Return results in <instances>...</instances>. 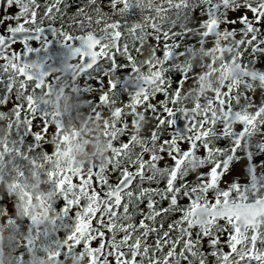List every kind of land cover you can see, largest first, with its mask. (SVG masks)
Returning <instances> with one entry per match:
<instances>
[{"label": "snow or ice", "instance_id": "6c2138e0", "mask_svg": "<svg viewBox=\"0 0 264 264\" xmlns=\"http://www.w3.org/2000/svg\"><path fill=\"white\" fill-rule=\"evenodd\" d=\"M165 2V8L156 9L163 15L125 21L139 0H110L108 11L97 0H44L43 4L4 0V9L14 6L17 11L0 15V25L15 22L0 27V107L13 105L16 122L42 147L49 134L65 139L56 115L45 116L37 110L38 102L45 103L37 99V93L46 96L48 84L42 78L33 80L26 71L29 66L21 61L42 28H51L65 41H81L83 47L72 50L80 60L88 58L81 70L90 69L98 60L115 66L117 57L123 58L143 85L126 101L115 103L109 112L111 120L104 121L109 140L106 164L89 165L87 172L68 167L48 172L61 198L60 214L72 217L64 241L86 252L88 264H264V238L240 220V205L233 202V195L247 184L229 180L222 186L228 158L223 157L221 166V149L209 139L214 125L229 128L232 105L248 87L246 81L258 77L264 83V0H195L207 9V15L193 26L199 43L211 47L225 35L234 38L236 76L224 81L204 106L188 110L177 106L176 99L181 87L191 82L186 70L182 67L181 73L170 74L166 68V62L172 63V49L184 54L179 52L177 32L164 25L173 26V12L178 16L191 0ZM73 4L78 6L68 13ZM227 13L239 14L230 18ZM16 41L23 46L21 50L10 47ZM113 82L108 79L98 97L105 111ZM157 95L162 98L153 103ZM94 112L99 118L100 112ZM177 114L185 121V135L171 130ZM234 118L247 127L251 124L239 112ZM237 144L239 140L233 150ZM41 153L48 160V151ZM189 155L200 164L198 174L184 166ZM93 241L98 242L96 246H91ZM67 255L65 247L63 256Z\"/></svg>", "mask_w": 264, "mask_h": 264}, {"label": "clouds", "instance_id": "9594fccd", "mask_svg": "<svg viewBox=\"0 0 264 264\" xmlns=\"http://www.w3.org/2000/svg\"><path fill=\"white\" fill-rule=\"evenodd\" d=\"M251 2L254 3L255 0ZM136 6L143 13L145 10L152 11L162 7V3L161 0H143ZM85 7L87 8V5ZM173 16L179 31L190 29L194 38L199 39L197 29L187 25L175 12ZM217 44L220 46L219 55L216 49L210 51L198 43L191 48L185 47L184 55L178 63L184 68L200 71L193 72L192 76L198 79H193L187 86L183 85L177 94V106L182 109H191L198 102L200 106H204L211 98L212 92L219 89L224 81H231L236 76L235 64L232 61V57L236 55L234 38L225 35ZM147 58L152 59L150 55H147ZM205 58L211 59L217 66L211 68ZM137 63L140 64V61ZM249 70L254 71L251 67ZM247 84L248 87L240 93L238 112L246 114L251 121L250 131H257L260 125H264V100L257 102L254 90L257 87L264 89V83L258 77H252ZM245 91L249 94L247 98L243 95ZM37 99L50 106L51 112L61 124V134L65 139L60 141L59 136L49 134L45 143V150L49 153L48 160L40 153L39 158L34 161L32 157H26L18 150L15 142V115L0 114V195L6 196L10 188L12 195L9 199L15 204L11 212L0 211V264H88L87 253L73 249L70 241H61V244L67 247V256L48 255L53 249L43 244L33 246V237L26 235L21 226L27 214V220L49 231L61 227L57 223L59 213L52 206L59 197L48 172L65 167L87 172L89 165L106 164L109 140L105 135L104 121L111 120L109 112L118 101L110 95L107 111L104 107L97 109L100 112L98 118L95 112H88L84 107V100L72 89L51 90L46 96L37 94ZM53 148L56 149L55 154L52 152ZM184 166L198 174L200 164L192 155L185 159ZM253 175L256 193L253 200L259 198L260 204L264 205V174L254 172ZM237 212L245 215L243 208H238ZM252 219L255 221L258 236H264V214ZM251 227L248 226V229L251 230Z\"/></svg>", "mask_w": 264, "mask_h": 264}, {"label": "flooded vegetation", "instance_id": "af4514ba", "mask_svg": "<svg viewBox=\"0 0 264 264\" xmlns=\"http://www.w3.org/2000/svg\"><path fill=\"white\" fill-rule=\"evenodd\" d=\"M98 2L101 3L102 10H110L108 8L110 0H98ZM141 2H143V0H139V3ZM117 3H119V0H117ZM161 3L162 7L155 8L152 11L145 10L143 13L139 11L138 7L134 3V8L129 10L124 19L125 21H132L138 20L140 16L143 15H163V13L156 12V9H162L167 6L165 0H161ZM3 4L4 0H0V15H3L5 11L13 14L17 11L14 6L4 9ZM227 14L231 18L239 13ZM206 15V7L203 4L196 3L195 0H191L189 6L182 9L178 13V16L184 19L185 23L191 28H193V26ZM248 15L250 17L251 13L249 12ZM14 23V21L7 20L4 22V25H0V27H4L8 24L14 25ZM57 26L59 25L57 24ZM164 27L168 28L170 31L177 32V42L181 45L179 52L184 54L185 47L191 48L198 43L210 51L212 49H216L217 55H219L220 46L218 44H213L211 47H209L207 42L200 44L199 39L194 38V33L191 31H179L178 26L175 23L173 26L165 23ZM229 27L231 28L233 25H229ZM236 27H239V25H236ZM54 39L56 41L55 46L57 45V49L53 46L48 50H44L46 45L49 43V38L44 35H39V39L32 41L29 45L28 52L21 56V61L29 66L26 71L30 73L33 80L42 78L48 84L49 91L47 95L51 90H75L84 100V107L91 114L94 110L100 107L98 97L100 91L106 87V81L108 79L111 78L114 80L111 86V93L113 99L118 102L126 101L130 97L131 93L137 91V89L143 85V81L136 77L130 66L121 57H117L118 62L115 66H112L111 63H105L103 60H98L90 69L81 70L83 62L88 58L85 57L83 60H80L78 55H73L72 52L74 48L83 47L81 41L76 39L73 46H69L71 40L65 41L58 34H54ZM162 43L163 41H161V47ZM10 47L16 50H21L23 46L19 43V41H16ZM157 54L159 55L161 53L158 51ZM182 57L183 56L179 55L177 49H172L170 51L169 61L172 63L166 62V68L170 74L181 73L182 66L178 63V61ZM205 59L206 63L211 68H215L217 66V64L211 59ZM2 62L3 61L0 60V63ZM184 69L186 70L191 82L193 79H198V77H193L192 73L199 72V69ZM142 71L147 73L149 70L147 68H142ZM42 73H47V75L42 77ZM169 78L173 79L174 77L173 75H170ZM247 82L248 81H246V83ZM190 83L185 84V86ZM214 92L211 93V96L214 95ZM161 98V96L157 95L153 103ZM254 98L257 102L264 100V89H261L260 87L255 88ZM197 105H200V102L192 107ZM239 107L240 97H238L237 101L232 105L229 118V128L225 129L222 123L218 126L214 125V134L210 136L209 139L213 147L221 149V152L219 153L221 166H223V157L228 158L227 167L224 168V172L221 174L223 176V180L221 181L222 186L223 183H226L229 180L231 182L241 183L242 186L247 184L246 186H243L238 193L233 195V202L238 203L240 205L239 208H243L245 210V215L243 216L240 212H237V216L240 220L242 222H246L248 226H252L251 231L258 235L255 227V221L252 218L264 214V205L260 204L259 198L253 200L254 195H256L253 174L254 172L264 174V125H260L259 130L257 131H250V124L247 127L243 122L237 121L234 118ZM37 110L43 112L45 116L51 113L50 106L47 103L38 102ZM12 111L13 105L11 104H8L6 107H0V114L9 115ZM241 115L246 116V114ZM184 125L185 121L179 114H177L174 117V123L171 126V130L180 133L181 135H185L187 133V129ZM33 130L37 129L34 127ZM121 139L126 140V137H122ZM237 140H239V144H237L235 150H233V145L236 144ZM15 142L18 146V150L22 151L26 157H32L34 161L39 158L41 151L47 147L46 145L42 147L36 140V137L29 132L22 125V123H17ZM181 146L186 147V145L183 144ZM146 158L147 156L145 155V159ZM169 163H171V161H169ZM161 164H163V161H161ZM204 167L206 168V165ZM114 178L115 175L113 174V179ZM187 179L192 180V177L189 176ZM143 186L155 187L156 185L145 184ZM160 186L163 187V182H161ZM11 195L12 191L10 188L7 190L6 196L0 195V211L11 212L14 209L15 204L9 199ZM162 203H166V201ZM52 206L54 210L59 213L57 223L61 225L60 228L49 231L41 225H34L30 220H27V214L25 215V221L21 227L26 235L33 237V240L31 241L33 246L43 244L47 248L53 249V251L48 252V255L49 253L56 252L57 249H59L60 251L56 256H63L65 246L61 244V241L64 240V236L67 235V232L71 228L72 217L67 214H60L59 209L62 207L60 197L57 201L53 202ZM141 207L143 208L144 205L141 204ZM138 219L139 217H137V220ZM259 237L264 238V236ZM149 239H151V237ZM97 243V241H93L91 246H96Z\"/></svg>", "mask_w": 264, "mask_h": 264}, {"label": "water", "instance_id": "95a60500", "mask_svg": "<svg viewBox=\"0 0 264 264\" xmlns=\"http://www.w3.org/2000/svg\"><path fill=\"white\" fill-rule=\"evenodd\" d=\"M39 35H44V36L49 38V43L46 45L44 50H48V49L52 48L53 46H55L56 41L54 39V33H53L51 28H48V27L42 28V30H41ZM75 40L76 39L73 38L71 40V43H70L69 46H73ZM55 47L57 49V45Z\"/></svg>", "mask_w": 264, "mask_h": 264}, {"label": "trees", "instance_id": "16d2710c", "mask_svg": "<svg viewBox=\"0 0 264 264\" xmlns=\"http://www.w3.org/2000/svg\"><path fill=\"white\" fill-rule=\"evenodd\" d=\"M43 2H44V0H38V3L43 4ZM48 2L50 3V2H52V0H48ZM76 6H78V5L73 4V6H71V7H69V8L67 9V12H68V13H72V12L75 10V7H76ZM40 11H41V13H42V9H40ZM65 23H67V20H65Z\"/></svg>", "mask_w": 264, "mask_h": 264}]
</instances>
